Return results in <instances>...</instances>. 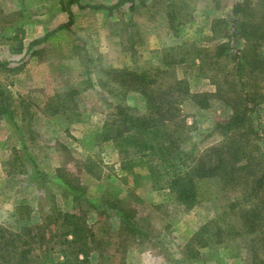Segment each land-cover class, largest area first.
I'll return each instance as SVG.
<instances>
[{
	"label": "rangeland",
	"instance_id": "rangeland-1",
	"mask_svg": "<svg viewBox=\"0 0 264 264\" xmlns=\"http://www.w3.org/2000/svg\"><path fill=\"white\" fill-rule=\"evenodd\" d=\"M70 1L0 0V62L5 63L0 66V102L4 97L13 113V121L0 115V225L18 229L24 223L22 211L31 212L32 222H43L54 219V210H73L72 195L61 180L73 177L86 187L83 209L106 242V264H253L243 241L226 245L216 240L197 258L184 252L187 240L205 223L226 228L240 222L238 208L231 207L242 199L239 188L206 179L199 202L186 208L168 188L153 187L144 165L122 169L113 142L96 135L118 106L136 115L145 106L138 93L113 80L111 70L155 74L171 55L185 60L168 69L187 79L192 92L215 93L214 81L237 72L236 63L221 58L202 69L198 52L214 48L213 21L230 19L239 0H129L114 9L92 5L118 0ZM16 35L23 36L25 47L43 40L22 58L12 55ZM249 88L245 92L251 94ZM210 100L205 108L191 100L181 106L186 126L180 139L193 155L225 139L218 125L229 118L231 108L218 97ZM254 102L248 112L254 123L264 125V104ZM258 132L264 153V129ZM112 204L134 212L131 223L141 234L128 237L125 252L119 247L124 236H117L121 214ZM60 249L56 244L58 264L65 260ZM258 251L264 261V247ZM91 254L92 263H98L99 253Z\"/></svg>",
	"mask_w": 264,
	"mask_h": 264
},
{
	"label": "trees",
	"instance_id": "trees-1",
	"mask_svg": "<svg viewBox=\"0 0 264 264\" xmlns=\"http://www.w3.org/2000/svg\"><path fill=\"white\" fill-rule=\"evenodd\" d=\"M128 1L118 0L114 5L94 4L92 7L114 9ZM131 1L134 4L135 0ZM69 14L73 15L71 10ZM67 26L61 25L60 28ZM212 33V38H218V41L214 48H202L198 52L201 68L210 69V64H217L225 58L235 61L237 71L216 79L215 93L192 92L187 79H180L168 69V66L185 60L171 55L166 56L164 67H157L155 74L111 70L113 80L126 88L123 90L138 93L145 106L137 115L128 107L118 106L116 113L104 122L96 135L102 141L113 142L120 153L122 169L129 171L144 165L153 187L168 188L186 208L199 202L201 185L206 179L216 178L225 186L239 188L242 199L232 202L231 207L233 210L238 208L240 222L226 225V228L205 223L187 240L184 252L190 258H197L202 248L212 246L216 240L226 245L243 241L242 249H245L248 261L264 264L258 251L264 247V153L256 136L264 125L254 123L248 112L251 101H255V105L261 99L264 104V93L260 90L264 89V0L237 1L230 19L213 21ZM41 40H33L28 50L31 51ZM22 48L19 44L16 50ZM2 64L5 63L0 62V66ZM246 87L254 89L253 96L245 92ZM0 94L3 95L1 91ZM212 97L220 98L232 111L229 118L218 125L225 139L222 144L193 155L182 147L180 139L186 126L181 106L184 101L191 100L205 108L210 105ZM2 99L0 115L6 114L13 121V113L4 97ZM61 180L65 192L72 195L73 210H54V219L46 217L43 222H32L31 212L22 211L24 223L18 229L0 225V264H58L55 261L56 244L62 247L59 252L65 258L61 264H93L92 252L99 253L95 264H106L108 257H105L103 248L106 242L90 226L83 209L86 187L73 177ZM110 207L121 214L122 225L117 236H124L119 247L125 252L130 242L128 237L133 236L134 240V236L139 239L141 235L137 226L133 227L135 222L131 223L134 212L125 211L119 204ZM234 246L229 249L233 250ZM241 252L232 256L237 257Z\"/></svg>",
	"mask_w": 264,
	"mask_h": 264
},
{
	"label": "crops",
	"instance_id": "crops-1",
	"mask_svg": "<svg viewBox=\"0 0 264 264\" xmlns=\"http://www.w3.org/2000/svg\"><path fill=\"white\" fill-rule=\"evenodd\" d=\"M22 31V30H21ZM14 39H16V40H19L18 41V43L16 44V45H14L15 46V49H13L12 50V55L13 56H15V55H22V56H25V57H22V58H26V57H28V48H29V44L28 45H26V47H25V45L23 44V36H18V35H16V36H14L13 37ZM19 44H21L22 46H23V48H22V50L21 51H18V50H16V48H17V45H19Z\"/></svg>",
	"mask_w": 264,
	"mask_h": 264
}]
</instances>
